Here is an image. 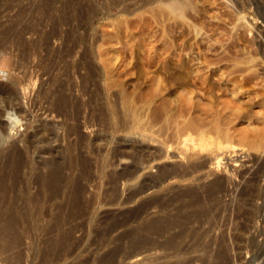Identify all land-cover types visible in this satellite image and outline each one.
I'll return each instance as SVG.
<instances>
[{
	"label": "rangeland",
	"instance_id": "1",
	"mask_svg": "<svg viewBox=\"0 0 264 264\" xmlns=\"http://www.w3.org/2000/svg\"><path fill=\"white\" fill-rule=\"evenodd\" d=\"M170 1L0 0V264H264V0Z\"/></svg>",
	"mask_w": 264,
	"mask_h": 264
},
{
	"label": "bare ground",
	"instance_id": "2",
	"mask_svg": "<svg viewBox=\"0 0 264 264\" xmlns=\"http://www.w3.org/2000/svg\"><path fill=\"white\" fill-rule=\"evenodd\" d=\"M184 2L187 4V2H186L185 0H184V1L171 0V1L169 2V4H167V6H165V7L170 11V13L172 12V13L176 14L177 16H178V15L180 16V15H183V14H184V13L182 14V12L185 10V9L183 10V8H184L185 5H186ZM167 3H168V2H167ZM188 4H189V2H188ZM165 5H166V4H165ZM182 10H183V11H182ZM174 14H173V15H174ZM181 17H182V16H181ZM181 17H180V18H181ZM7 87H8V86H5V87H2V88H0V89H2L1 92L3 91V92H2L3 95H4V94H8V93L10 92V93L8 94V97H7V99H8V98H11V92H12V90H13L14 88H12V90H10V88L8 87V90H7ZM2 93H1V94H2ZM10 101H11V100H10ZM0 129H1V127H0ZM39 129H41V130H43V131H46V130H47V129L44 128V127H38V129L36 130V132L32 135L33 138H37V134L39 133V132H38ZM42 140H47V138H46V139L43 138ZM136 160H137V159H136ZM138 161H139V160H138ZM138 164H139V162L135 161V163H134V168H133L132 166H131V168H132V169H135V167H139ZM140 164H141V163H140ZM140 164H139V165H140ZM189 165H190V164H189ZM185 167H186V166H185ZM194 167H195V166H194ZM131 168H130V169H131ZM188 168H189V167H188ZM130 169H129V170H130ZM191 169H192V168H191ZM193 169H195V168H193ZM185 170H188V169H185ZM135 171H136V169H135ZM165 171H166V170H165ZM165 171H163V173H165ZM174 171H175V168H174ZM174 171H173V172H174ZM176 171H177V170H176ZM129 172H131V171H129ZM129 172H128V175L130 174V177H131V173H129ZM159 172H160V171H159ZM166 172H167V171H166ZM169 172H170V174L173 173V172H171L170 169H169ZM177 172H178V174L181 173V171H180V173H179V171H177ZM184 172H185V171H184ZM184 172H182V173H184ZM186 172H187V171H186ZM133 173H134V171H132V174H133ZM161 173H162V172H161ZM175 173H176V172H175ZM158 174H159V173H158ZM128 175H127V176H128ZM160 175H162V174H160ZM165 175H166V176H163V175H162V177H164V178H162L161 176H158V177L154 178L155 180H153L152 178H151V180H152V181H156V183H157V181H159V180H162V181H163V179H165V178L167 177L168 172H167V174H165ZM173 175H174V174H173ZM173 175H172V176H173ZM176 175H177V174H176ZM176 175H174V176H176ZM186 175H187V174H186ZM168 176H169V175H168ZM170 176H171V175H170ZM172 176H171V178H172ZM174 176H173V177H174ZM180 176L182 177V176H184V175H183V174H182V175L180 174ZM128 177H129V176H128ZM130 177H129V178H130ZM176 177H177V176H176ZM181 177H180V178H181ZM174 178H175V177H174ZM157 179H158V180H157ZM149 180H150V179H149ZM219 180H220V179H219ZM219 180L216 178V181H215V180H214V182L211 181V182H213V183L210 182V183H211L210 186H209V184L207 185V190H206V191H207L210 195H213V194H214L213 192L217 193V192L219 191L218 189L220 188V186H222L221 183H219ZM143 181H144V180H143ZM145 181H146V180H145ZM145 181H144V182H145ZM152 181H150V185H149V183H148V186H149V187L151 186V182H152ZM162 181H159V184H160V182L162 183ZM144 182H142V183H143V186H142L141 189L144 188V189L142 190V192L151 189V187H150V188L148 187L149 189H148V188L146 189V188H145V183H144ZM147 182H148V181H147ZM163 182H164V181H163ZM220 182H221V181H220ZM152 183H153V182H152ZM154 183H155V182H154ZM156 183H155L154 185H156ZM222 183H223V182H222ZM157 184H158V183H157ZM140 185H142V184H140ZM146 186H147V185H146ZM139 187H140V186H139ZM154 187H157V186H154ZM152 188H153V186H152ZM141 189L139 188V190H136V192H137V191L141 192ZM145 189H146V190H145ZM191 189H193V188H191ZM198 189H199V188H198ZM198 189L196 188V190H198ZM203 189H204V188H203ZM222 189H223V188H222ZM222 189H220V190H222ZM187 190H188V189H187ZM196 190H195V188H194V190H191V191L194 192V191H196ZM199 190H200V189H199ZM179 191H180V190H179ZM184 191H186V189H185ZM188 191H189V192H188ZM188 191H187V193H186V192L183 193V194H187V195L189 196V198H188L187 196L184 195L188 200H186V199L183 200V199L181 198V200H180L181 203L177 200V201H178L177 203H180L179 206H180L181 208H182V207H185V208L187 207V209H189L188 207H190V209H191V208H194L193 206L198 205V204L200 203L199 201L202 200V199L199 200V196H198L201 192H200V193L197 192V193H198V195H197L196 193L190 192V188H189ZM202 191H203V190H202ZM204 191H205V190H204ZM216 191H217V192H216ZM136 192H135V193H136ZM177 192H178V191H177ZM137 193H138V192H137ZM175 193H176V192H175ZM179 193H182V191L179 192ZM183 194H182V195H181V194H178V196H179V195L183 196ZM132 195H133V194H132ZM175 195L177 196V194H175ZM200 195H201V194H200ZM204 195H205V194H204ZM207 195H208V194H207ZM210 195H209V196H210ZM135 196H136V194L134 195V197H135ZM176 196H173V197L175 198ZM178 196H177V197H178ZM131 197H132V196H131ZM171 197H172V196H171ZM173 197H172V200L174 199ZM200 197H201V196H200ZM202 197H203V196H202ZM202 197H201V198H202ZM169 198H170V197H169ZM179 198H180V197H179ZM183 198H184V197H183ZM131 199H132V198H131ZM148 199H150V198H148ZM148 199H147V200H148ZM152 199H153V198H152ZM154 199H155V198H154ZM150 200H151V199H150ZM150 200H149V202H150ZM153 201H154V200H153ZM157 201H158V200H157ZM167 201H168V199H167ZM167 201H165L166 203L164 202L166 205H167V203H168ZM174 201H175V200H174ZM128 202H129V200H126L124 203L126 204V203H128ZM143 202H145V201H143ZM151 202H152V201H151ZM154 202H155V201H154ZM154 202H153V203H154ZM170 202H172V201H170ZM147 203H148V202H146V204H144V205H142V206H141V204H140L139 206H141V207H139L138 210H134V211H137V212H139V213H140L141 211H145V209L148 208V207H147ZM153 203L151 204V206L153 205ZM160 203H161V202H160ZM160 203H159V205H160ZM164 203H163V204H164ZM154 204H157V203H154ZM163 204H161V207H162ZM168 204L171 205L170 203H168ZM173 204H174V203H173ZM173 204H172V205H173ZM159 205L157 204V206H159ZM169 205H168V207H169ZM175 205H176V202H175V204H174L173 206L175 207ZM176 206H177V205H176ZM146 207H147V208H146ZM153 207H154V205H153ZM163 207H165V205H164ZM166 207H167V206H166ZM166 207H165V209H166ZM171 207H172V206H171ZM180 207H179V210H178V209L176 210V209H175L176 207L173 208V210L175 209L176 211H179V212H177V213H181L180 211H182L184 208L181 210ZM200 207H201V206H200ZM149 208H151L150 205H149ZM195 208L197 209L198 206H196ZM195 208H194V209H195ZM134 209H135V208H134ZM165 209H164V210H165ZM147 210H148V209H147ZM147 210H146V211H147ZM158 210H159V209H158ZM161 210L163 211L162 208H161ZM161 210H159V211H161ZM166 210H167V209H166ZM170 210H171V209H170ZM192 210H193V209H192ZM134 211H133V212H134ZM165 212H166V211H165ZM194 212H195V210H194ZM194 212L192 211V213H194ZM167 213H168V212H167ZM183 213H184V212H183ZM190 213H191V212H190ZM190 213H189V214H190ZM137 214H138V213H137ZM164 217H167V215H166V216L163 215V217H160V218L165 219ZM170 217H171V215H170L168 218H170ZM155 218H157V217H155ZM155 218H154V219H155ZM168 218H166V219H168ZM171 218H172V217H171ZM152 219H153V218H152ZM149 220H151V219H149ZM168 220H169V219H168ZM147 221H148V220H147ZM161 221H162V220H161ZM161 221H160V219H159V217H158V219L153 220V221H151V222L149 221V223H146V224H147V225L145 226L146 229H145V228H144V229L147 230V233H149L148 235H151V234H154V235L156 234V235H158V233H160V232H161V233H162V232H166V231H163V230L167 227V226H166V223L163 224L166 220H165V221L163 220V223H161ZM170 221L172 222V219L169 220V221H167V223L170 222ZM173 222H175V221H173ZM168 224H170V223H168ZM173 224H174V223H173ZM171 227H173L172 224H171ZM168 229H169V228H168ZM191 229H192V228H191ZM167 231H168V230H167ZM161 233H160V235H161ZM181 233H182V232H181ZM181 233H179V234L181 235ZM179 234H178V235H179ZM174 236L177 237L176 234H175ZM181 236H182V235H181ZM176 237H175V238L172 237V238H174V239L176 240V239H177ZM146 238H147V237H146ZM178 238H179V237H178ZM139 239H142V238H139ZM148 239H149V238H148ZM150 239H151V238H150ZM174 239H170V238H169V240H167L168 242H166L165 240H164V242H166L168 245H172V244L174 243V242H172V241H174ZM154 240H155V239H154ZM154 240H151V241H152V242H151L152 245H150V246H152V248H150L151 250H153V248H154V244H153V243H154V242L156 243V241H154ZM157 243H159V242H157ZM162 243H163V241H162ZM166 243H163V244H166ZM159 244H161V243H159ZM161 245H162V244H161ZM161 245H159V247H160ZM155 246H157V245L155 244ZM162 247H163V245H162ZM204 247H205V246H204ZM206 247H207V246H206ZM173 248H174V247H173Z\"/></svg>",
	"mask_w": 264,
	"mask_h": 264
},
{
	"label": "clouds",
	"instance_id": "3",
	"mask_svg": "<svg viewBox=\"0 0 264 264\" xmlns=\"http://www.w3.org/2000/svg\"><path fill=\"white\" fill-rule=\"evenodd\" d=\"M0 80L7 82L4 75H0ZM0 121L5 122V128L0 129V151L7 150L21 134L25 121L14 107L0 102Z\"/></svg>",
	"mask_w": 264,
	"mask_h": 264
}]
</instances>
